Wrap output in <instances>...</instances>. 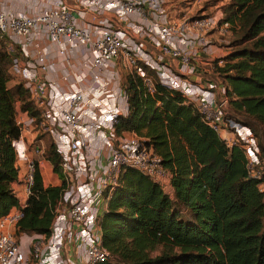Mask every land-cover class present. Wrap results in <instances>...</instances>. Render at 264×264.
I'll return each mask as SVG.
<instances>
[{
    "label": "built area",
    "instance_id": "obj_1",
    "mask_svg": "<svg viewBox=\"0 0 264 264\" xmlns=\"http://www.w3.org/2000/svg\"><path fill=\"white\" fill-rule=\"evenodd\" d=\"M71 1L104 19L76 13L64 0H34L37 5L45 4L37 13L0 11V38L9 57L7 72L40 110L35 124L25 111L16 108L19 136L13 141L17 170L13 192L18 205L0 217V264L104 261L108 253L100 245L97 220L125 167L143 173L165 193H171L170 174L159 156L142 138L132 133L117 135L113 130L114 117L126 112V94L117 66L140 78L148 93L153 92L155 79L181 94L227 146L241 145L253 177L264 174V161H258L250 129L225 116V86L218 76L210 77V70L214 65L222 66L227 54L212 41L213 33L221 35L230 29L221 10L174 19L166 10V0ZM108 12L120 25L105 16ZM44 40L54 45L59 56L81 45L89 48V67L95 70L92 82L82 85L73 78L63 88L48 78L53 62ZM105 72L111 75L109 85L99 79ZM31 132L51 140L60 156L63 187L47 236L14 232L33 183L36 161L31 154L43 153L40 145L28 150L33 144L27 141ZM257 165L261 172L254 169ZM16 185L20 186V197Z\"/></svg>",
    "mask_w": 264,
    "mask_h": 264
},
{
    "label": "trees",
    "instance_id": "obj_2",
    "mask_svg": "<svg viewBox=\"0 0 264 264\" xmlns=\"http://www.w3.org/2000/svg\"><path fill=\"white\" fill-rule=\"evenodd\" d=\"M223 20L237 30L238 47L213 69L227 96L225 116L247 126L264 161V0H228ZM0 38V217L18 205L13 141L16 108L36 124L40 110L7 72ZM17 51V50H16ZM18 52V51H17ZM126 112L117 135L132 133L159 156L171 193L129 167L121 170L97 220L108 256L93 264H264V174L251 175L240 144L227 146L185 98L154 79L153 92L134 74L121 75ZM39 136V135H38ZM43 158L59 184H43L34 162L33 183L14 226L15 234L49 233L63 180L60 156L48 140ZM263 189L259 190L258 185ZM107 192H105L106 194Z\"/></svg>",
    "mask_w": 264,
    "mask_h": 264
},
{
    "label": "rangeland",
    "instance_id": "obj_3",
    "mask_svg": "<svg viewBox=\"0 0 264 264\" xmlns=\"http://www.w3.org/2000/svg\"><path fill=\"white\" fill-rule=\"evenodd\" d=\"M176 1H177V3L178 2L182 3L180 6L181 8L188 7V9L186 11H183V13L179 12V11H175L173 13V17L184 16L183 18L210 15L218 9L222 11V8L228 2V0H172V2H173L172 5H175ZM178 4L180 5V3H178ZM239 35H240V33L237 30L232 32L229 29V30L223 32L221 35L216 34V38L213 39V42L216 45H220L221 47H224V49L228 53L229 51H231L234 48H237L239 46L238 45ZM73 55L74 56H72L70 59L65 54V57H63V59H61L60 61L56 62L52 58H51V61L53 62V65L54 64L58 65L62 71L70 70V65L73 69L81 68V69L85 70V73H87V76H88L87 85H89L92 82V78H93V75L95 74V70L90 68L89 64H86V62L84 63L83 60L81 63L78 61L77 58H81V55L79 52H74ZM75 56H78V57H75ZM69 61H70V63H69ZM116 68L118 71L119 78L121 79V75L125 74V71L120 66H117ZM65 73H67V72H65ZM216 76H218L217 73L214 71V69H211L210 70V77L214 78ZM218 78L221 81V78L219 76H218ZM99 79H100L101 83H105V84L109 85L111 82V75L108 72H105L104 74H102V76ZM27 136H29L28 140L33 142V144H30V146H28L29 151L32 150V146L40 145L43 147V152H44V150L46 149V146L48 144V139L46 136H44L43 134H35L34 137H32L30 134H28ZM31 137H32V139H30ZM35 138L38 139V141L35 140ZM39 140H41L42 142H40ZM42 155H43V153H42ZM33 156L34 155L31 154L32 159H33ZM48 164L44 163L43 167L41 168V175H42L43 183L45 185H48L50 183L51 184H59L60 181H59L58 177L56 176V174H54L52 172L51 166H50V164L48 166ZM52 173H53V175H52ZM52 178L54 179V181L52 180ZM258 188H259V190H262L263 185L262 184L258 185ZM20 243H21V245L24 244V239H22L20 241Z\"/></svg>",
    "mask_w": 264,
    "mask_h": 264
},
{
    "label": "crops",
    "instance_id": "obj_4",
    "mask_svg": "<svg viewBox=\"0 0 264 264\" xmlns=\"http://www.w3.org/2000/svg\"><path fill=\"white\" fill-rule=\"evenodd\" d=\"M48 1V0H47ZM64 3H66V5L71 8L72 10H74L76 13H84L87 16H92L97 19H104L103 15H99V14H94L93 12H91L89 9H87L84 6L79 5L76 2H73L71 0H64ZM172 0H166V10L169 13V15L174 18V19H181L182 17H173V13L175 11H179L182 12L186 11L188 9V7L185 8H181V2L180 5L177 3V1L175 2V5H172ZM44 3H39L38 5L34 2V0H0V11H6V12H11V13H19V12H27V13H32V12H39L41 6H44ZM105 16L111 20L115 25H120V22L118 21V19L115 17V15L112 12H108L105 14ZM216 38V34L213 33L212 34V41L213 39ZM44 42L47 45V50H48V54L50 56V58H52L54 61L58 62L61 59H63L64 56H59L56 52H55V47L52 43L47 42L46 40H44ZM74 52H79L81 55V58H77L78 61L81 63L82 60L84 61V63L86 62V64L91 63V58H92V52L89 48H87L86 46H79L76 49H69L67 50V52L65 53L66 56L70 59L73 55ZM224 53H227V51L224 49ZM78 57V56H75ZM70 63V61H69ZM67 72V73H65ZM48 78L55 80L58 84L59 87H63L62 85L66 84L67 82H71L74 79L80 80V83H82V85H87L88 83V76L87 73H85V70L81 69V68H76L73 69L70 65V70L68 71H62L60 69V67L58 65H53L52 67L50 66L49 70H48ZM73 83V82H72ZM73 85L75 86V84L73 83ZM64 88V87H63ZM36 134V132H31V136L34 137V135ZM29 137V136H28ZM32 137L30 139H32ZM35 140L38 141V139L35 138ZM27 141L29 142L28 138ZM40 142H42L41 140H39ZM33 160H35L38 164V169L41 173V164L42 163H47L48 161H46L43 156H33ZM49 166V164H48ZM50 169V168H49ZM53 175V173H52ZM52 180L54 181V179L52 178ZM56 181V180H55ZM44 184V183H43ZM51 184V183H50ZM55 185V184H52ZM45 186V184H44ZM16 191L18 194V197L22 196L21 190H20V186L16 185Z\"/></svg>",
    "mask_w": 264,
    "mask_h": 264
}]
</instances>
